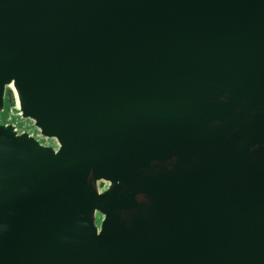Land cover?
I'll list each match as a JSON object with an SVG mask.
<instances>
[{"label": "water", "instance_id": "95a60500", "mask_svg": "<svg viewBox=\"0 0 264 264\" xmlns=\"http://www.w3.org/2000/svg\"><path fill=\"white\" fill-rule=\"evenodd\" d=\"M0 264H264V0H0Z\"/></svg>", "mask_w": 264, "mask_h": 264}, {"label": "rangeland", "instance_id": "374dc122", "mask_svg": "<svg viewBox=\"0 0 264 264\" xmlns=\"http://www.w3.org/2000/svg\"><path fill=\"white\" fill-rule=\"evenodd\" d=\"M14 101H13V96H12V93L9 91L8 92V104H9V108L12 107ZM9 113V111H8Z\"/></svg>", "mask_w": 264, "mask_h": 264}]
</instances>
